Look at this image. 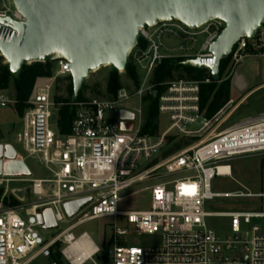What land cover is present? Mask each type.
<instances>
[{
	"label": "built area",
	"instance_id": "2783aa9c",
	"mask_svg": "<svg viewBox=\"0 0 264 264\" xmlns=\"http://www.w3.org/2000/svg\"><path fill=\"white\" fill-rule=\"evenodd\" d=\"M8 16L19 22L26 20L12 4L0 10V17ZM224 26L219 19L198 27L172 19L139 27V40L129 59L144 72L143 82L134 92L121 88L113 99L95 97L72 102L76 113L68 133L59 129L58 110L64 102L58 103L53 92L58 77L70 75L68 61L56 60L58 70L37 79L17 141L24 144L29 155L41 154L49 176L34 179L0 175V264H31L39 257L54 258L56 253L62 264H98L97 260L101 264H264V231L255 221L264 217V211L211 209L217 199L262 196L241 190L214 192L213 184L218 176H232L233 159L264 152V114L225 126L243 103L231 99L208 117L201 108V86L214 80L207 68L209 76L205 79L161 83L158 124L160 116L165 115L168 126L164 130L159 127L156 133L144 131L145 97L157 94L151 82L156 66L163 59L180 57L200 58L202 64L214 65L209 49ZM18 35L12 25L0 24L2 41L13 42ZM198 36L206 39L192 53ZM169 40L179 46H168ZM254 55L264 56V25L255 38H243L234 46L222 80L229 78L242 60ZM16 103L0 91L1 107ZM122 110L129 111L133 118L122 119ZM39 116L44 124L42 147L37 145ZM124 123L130 125L129 129ZM171 137L172 142L184 140L185 144L167 155L165 148ZM16 159L25 161L18 151ZM2 160L6 162L7 158L3 156ZM27 182L32 183L31 193L37 201L6 204L10 191L26 188L11 184ZM143 192L149 194L148 207L126 208L128 199ZM87 198L91 199L88 204L70 217L65 204ZM46 207L52 208L59 225L54 229L57 233L49 237L41 233L40 229H48L38 216ZM98 219H108L104 225L109 236L101 247L86 232L78 236L73 233ZM213 219L223 222L212 223ZM64 223L69 225L61 229ZM144 235L156 238L157 243L137 244L138 237ZM84 236L91 244L81 242Z\"/></svg>",
	"mask_w": 264,
	"mask_h": 264
},
{
	"label": "water",
	"instance_id": "95a60500",
	"mask_svg": "<svg viewBox=\"0 0 264 264\" xmlns=\"http://www.w3.org/2000/svg\"><path fill=\"white\" fill-rule=\"evenodd\" d=\"M26 20L0 17V24L12 25L19 33L13 42L0 39V54L11 74L19 77L25 64L66 59L76 100L90 73L104 66L120 71L127 67L129 55L139 40V27L177 19L188 27H198L219 19L225 26L209 49L215 64H202L200 58L182 63L198 69L209 68L220 82L221 61L228 58L243 38H255L264 25V0H13ZM61 103L62 98L58 97ZM121 118L132 119L127 110ZM125 129L130 125L123 124ZM132 126V125H131ZM43 117L39 116L37 145L43 146ZM12 144H0V175L32 177L27 163L16 159ZM7 161L4 162L2 157ZM90 198L65 204L70 217L82 210ZM44 229H58L52 208L39 214Z\"/></svg>",
	"mask_w": 264,
	"mask_h": 264
},
{
	"label": "rangeland",
	"instance_id": "374dc122",
	"mask_svg": "<svg viewBox=\"0 0 264 264\" xmlns=\"http://www.w3.org/2000/svg\"><path fill=\"white\" fill-rule=\"evenodd\" d=\"M12 4V8H14L13 0H0V10L6 8ZM206 36H198L197 42L194 51L192 53H196L202 44L204 43ZM168 46L170 47H178L179 43L175 40L167 41ZM129 61H131L129 59ZM0 63L7 64L6 59L1 56L0 54ZM135 65V64H134ZM136 66V65H135ZM239 66V67H238ZM240 67H247L249 73L255 77L259 76L261 70V64L257 60H249L244 59L242 60L236 68ZM59 64L58 61L54 60L53 62V74L58 70ZM112 66H104L97 71L90 73L88 79L85 81L84 88L82 94L84 99L87 98H108L113 99L114 96H108L107 93V84L110 72L112 71ZM137 73L139 75L140 84L143 82L144 79V72L140 70L137 66ZM197 71H203V69L196 68ZM233 70V72H234ZM119 76L122 81V88H127L128 91L134 92L135 84L133 79H131L128 75L127 68L124 70L118 71ZM177 75V73H176ZM67 76L58 77L57 85L60 90L57 89V86L53 87V92L57 96L67 97L68 94L66 92V85L68 81H66ZM225 77V74L223 75ZM43 80H39L38 82L41 83ZM97 90L99 93L94 92ZM8 97L15 99L14 97V88L11 85L8 91H3ZM149 95V94H148ZM233 98L236 103L240 102L242 98L237 96V92L233 90L232 92ZM138 102V101H136ZM148 106V102L146 100V107ZM264 114V88L252 94L248 99H246L242 105L238 108L235 115L227 122V125H231L234 122H238L243 118L246 117H255ZM159 127L161 130H164L168 126V119L167 116L161 115L159 118ZM224 126V127H225ZM24 130V122L21 116H19L16 105H8L6 107L0 106V141L4 143H11L15 146L17 151L21 153L25 157V162L31 169L33 176L32 178H47L49 176V172L46 170L41 154L38 153L36 155H29L25 149L23 143H18L17 135L19 133H23ZM187 141V140H186ZM178 142L175 140L167 145L165 150L168 152L167 155L173 153L174 151H170L171 148ZM181 144H185L184 140ZM164 150V151H165ZM232 164V176L231 177H222L218 176L214 180L213 184V191L214 192H227V191H245L252 194H262V196H256L246 199H221L227 203V208L234 209V208H245L252 211H264V152L259 154L248 155L240 158H235L231 161ZM32 186L31 182L27 183H19V184H11V187H26L23 191L20 192H13L10 191L8 194V201H11L13 198L17 200L19 203L15 204L18 206L19 204L31 203L32 201H37V198L33 196L31 193L30 187ZM3 196V192L1 194ZM1 201V197H0ZM124 205L126 208H146L149 205V194L147 192L139 193L134 197L128 199ZM227 208H220L218 206L211 207L214 211H223L227 210ZM108 219H98L94 221H89L77 229L73 230V233L78 236L79 234L86 232L89 237L93 240V242L98 246L101 247L105 238L109 236V230L105 227V223ZM255 221L261 225L264 231V217L257 218ZM71 222V221H70ZM223 222L220 219H213L212 223L220 224ZM69 223H64L61 225V229L67 227ZM105 230L108 231L105 234ZM41 233L44 236H52L57 233L54 230H43L40 229ZM106 236V237H105ZM156 238L150 236H140L137 239V244L141 246H149L157 243ZM56 261L54 258H45L39 257L31 264H50L55 263ZM98 264H101L99 260H97ZM87 264H93L91 261Z\"/></svg>",
	"mask_w": 264,
	"mask_h": 264
},
{
	"label": "trees",
	"instance_id": "16d2710c",
	"mask_svg": "<svg viewBox=\"0 0 264 264\" xmlns=\"http://www.w3.org/2000/svg\"><path fill=\"white\" fill-rule=\"evenodd\" d=\"M184 58H166L159 63L153 73L152 84L155 85V91L157 94H149L145 97V100L148 102L146 107V119L144 131L146 133H156L159 129L158 124V94L163 89L160 86L161 83L171 80V79H205L209 76L206 70L197 71L196 68L183 65ZM53 62L54 60H49L47 62H35L32 64H25L22 68L19 77H15L11 74L8 64L0 63V91H8L11 85L14 88V97L17 101L16 110L19 116L23 117L25 109L28 107V101L35 87L36 81L41 77H50L53 75ZM231 56L221 61L220 64V75L221 80L223 75L227 74L228 68L230 66ZM128 75L133 79L135 87L140 86L139 75L137 73L136 66L128 61L127 64ZM177 73V75H176ZM68 84L66 85L67 97L56 96L62 98L63 105L59 107L58 110V126L61 133H68L71 129L72 121L75 117L76 107L72 102L80 101L84 99L82 94L83 89L78 95L76 100L72 99L73 95V83L71 76L66 77ZM122 81L119 76L118 70L112 69L109 75L108 84H107V93L108 96H116L117 92L122 88ZM84 88V86H83ZM231 77L223 79L220 82L212 80L209 83H204L201 86V108L205 111V114L210 117L216 113L226 102L231 100ZM57 89L60 88L57 85ZM94 92L99 93L96 89ZM171 142L174 140L170 138ZM182 141L176 142L175 145L171 148L170 151H175L179 149L182 144ZM3 190L0 189V196ZM6 204L15 206L19 202L14 198L11 201H8L6 198ZM227 203L221 199H217L211 204V207H220L227 208ZM104 252L107 253V247L104 249ZM54 258L57 260L58 264H62L61 257L59 253L54 254Z\"/></svg>",
	"mask_w": 264,
	"mask_h": 264
},
{
	"label": "crops",
	"instance_id": "0c3cea01",
	"mask_svg": "<svg viewBox=\"0 0 264 264\" xmlns=\"http://www.w3.org/2000/svg\"><path fill=\"white\" fill-rule=\"evenodd\" d=\"M246 59L257 60L261 64L259 76L251 75L247 67L236 68L231 77V99L234 100L232 92L235 90L237 96L244 102L252 94L264 88V56H250ZM239 67V66H238Z\"/></svg>",
	"mask_w": 264,
	"mask_h": 264
},
{
	"label": "bare ground",
	"instance_id": "6f19581e",
	"mask_svg": "<svg viewBox=\"0 0 264 264\" xmlns=\"http://www.w3.org/2000/svg\"><path fill=\"white\" fill-rule=\"evenodd\" d=\"M81 242L83 243V244H91V241H90V239H89V237L88 236H84V237H82L81 238Z\"/></svg>",
	"mask_w": 264,
	"mask_h": 264
}]
</instances>
